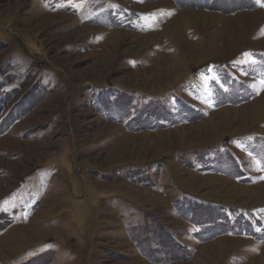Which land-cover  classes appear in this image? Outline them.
<instances>
[{
    "label": "rangeland",
    "instance_id": "rangeland-1",
    "mask_svg": "<svg viewBox=\"0 0 264 264\" xmlns=\"http://www.w3.org/2000/svg\"><path fill=\"white\" fill-rule=\"evenodd\" d=\"M0 264H264V6L0 0Z\"/></svg>",
    "mask_w": 264,
    "mask_h": 264
},
{
    "label": "snow or ice",
    "instance_id": "snow-or-ice-1",
    "mask_svg": "<svg viewBox=\"0 0 264 264\" xmlns=\"http://www.w3.org/2000/svg\"><path fill=\"white\" fill-rule=\"evenodd\" d=\"M258 3L261 4V6H264V0H257Z\"/></svg>",
    "mask_w": 264,
    "mask_h": 264
}]
</instances>
